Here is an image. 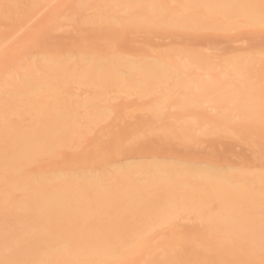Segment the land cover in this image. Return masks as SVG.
<instances>
[{
  "label": "bare ground",
  "instance_id": "obj_1",
  "mask_svg": "<svg viewBox=\"0 0 264 264\" xmlns=\"http://www.w3.org/2000/svg\"><path fill=\"white\" fill-rule=\"evenodd\" d=\"M71 2L70 44L48 47L38 34L44 51L18 35L46 22L68 29L60 9ZM261 4L0 0V23L15 22L0 33V261L264 264V32L236 23L258 20ZM216 31L229 45L217 54ZM142 32L137 46L129 35ZM236 35L247 46H230ZM151 36L174 43L161 48ZM206 138L207 165L182 163ZM144 149L181 154L182 164L117 160ZM209 204L211 219L188 211L166 222L178 206Z\"/></svg>",
  "mask_w": 264,
  "mask_h": 264
},
{
  "label": "rangeland",
  "instance_id": "obj_2",
  "mask_svg": "<svg viewBox=\"0 0 264 264\" xmlns=\"http://www.w3.org/2000/svg\"><path fill=\"white\" fill-rule=\"evenodd\" d=\"M71 4H72V6L68 3V5H67V3L64 5V7L63 8H61L60 9V11H62V12H64L65 13V15L66 16H69L70 18H68V19H66L67 21H70V22H67L66 20L62 23V24H64V25H66L65 27L66 28H68V29H64V27H62V28H58V30H56V29H54V27L52 28V26L54 25L53 23H51V27H50V22L48 23V22H46V24H44V27H43V25L41 24V26H42V28H39L37 31H34V32H32V33H30L29 35H28V32H27V34H24L23 32L21 33H18V35L19 34H22L23 36H24V38L26 37L27 39L26 40H29L30 38H35L36 37V35H38V34H40V35H42V34H44V35H42V37H43V39H44V37L45 38H48L49 37V39H45L46 41V43L49 45L48 47H51L52 45L54 46H58V47H60L61 46V44H64L65 43V41H67L69 44L72 42L71 41V37H69V35H68V31H72V35H77L78 33L76 32V34L74 33V31L72 30V25H71V23H72V21L74 20V17H75V15L76 16H78L79 14L77 13V14H74V13H72L73 12V10H74V4L71 2ZM67 6V7H66ZM73 7V8H72ZM84 11V10H83ZM86 12V13H85ZM85 12L83 13V12H81L82 14H89L90 13V10H85ZM64 13H63V15H64ZM80 13V14H81ZM122 13V12H121ZM120 13V14H121ZM69 14V15H68ZM81 14V15H82ZM71 16H73V19H71L72 17ZM40 17H37L35 20H33V22H36V21H40L41 19H39ZM75 18H77V17H75ZM1 19H2V17H1ZM0 19V20H1ZM7 20V21H6ZM5 20V18L3 17V20L2 21H4V22H1L0 23V33H6L8 30H10L12 27L11 26H14V25H12V24H15V22H13L12 20H10V18H8V19H6ZM72 20V21H71ZM6 22L8 23V22H10V24L8 23V24H6ZM13 22V23H12ZM32 22V23H33ZM66 22L68 23V24H66ZM40 23V22H39ZM61 23V22H60ZM4 24V25H3ZM71 25V27H68V26H70ZM11 28H10V27ZM40 26V25H39ZM52 30H51V29ZM55 28H56V26H55ZM66 31H64V30ZM45 30V31H44ZM54 30V31H53ZM50 31H52V32H50ZM44 32V33H43ZM46 32V33H45ZM64 32H65V34H67L66 36H64L65 34H64ZM204 32H206V31H204ZM203 32V33H204ZM209 32V31H208ZM26 33V32H25ZM210 33H212V32H210ZM214 33V32H213ZM45 34H47V35H45ZM143 32L141 33V34H138V35H134V34H131V35H129L130 37H133V39H135V44L137 45V46H140V43L142 44V42H140L141 40L143 41V38H145V36H143ZM219 33L216 31L213 35H217V40L219 41L218 42V44H217V47L213 50V52L215 53V54H217V52L219 53V52H222V50L226 47V45L227 46H229L228 44H227V41H226V38L223 36V35H221V36H223V38L222 37H220L219 35H218ZM54 35V36H53ZM61 35L62 36H64V37H66V38H64V37H61ZM38 37H39V35H38ZM38 37H36V38H38ZM61 38V39H59V38ZM143 37V38H142ZM238 37V38H237ZM33 38V41H31L32 42V44H34V45H36V47H38V46H41V49H43L44 51L47 49V45H46V43L44 44H42L41 42L39 43V45H37L38 43H36L37 42V40H35ZM40 38H41V36H40ZM57 40H56V39ZM142 38V39H141ZM220 38V39H219ZM224 38H225V40H224ZM42 39V38H41ZM171 39V38H170ZM169 39V37H162V36H160V37H155V36H151V41L152 42H154L155 44H157V45H159L161 48L164 46V48H167V46H169V44L170 43H174V42H172L171 40ZM240 39V40H239ZM50 40V41H49ZM56 40V41H55ZM234 40H235V42H233V43H231L230 44V46H232V47H234V48H240L239 46H241V47H245V46H247V43L248 42H246V40L245 39H241V36H238V35H236L235 36V38H234ZM245 40V41H244ZM138 41V42H137ZM224 41H226V42H224ZM39 42V41H38ZM51 42V43H50ZM221 42V43H220ZM50 43V44H49ZM53 43H55V44H53ZM56 43H58V44H56ZM41 44V45H40ZM66 44V43H65ZM65 44H64V46H65ZM44 45V46H43ZM45 45H46V47H45ZM167 45V46H166ZM63 46V45H62ZM61 46V47H62ZM166 46V47H165ZM200 47H204V46H202V45H199ZM238 46V47H237ZM43 47V48H42ZM45 47V48H44ZM60 47V48H61ZM224 47V48H223ZM63 48V47H62ZM22 50V49H21ZM143 112H145L144 110L142 111V112H140L139 114H138V116H146V115H144V114H146V112L145 113H143ZM134 115V114H133ZM136 115V114H135ZM130 116H132V113L130 114ZM143 118V117H142ZM127 119H128V122H130V121H132L133 120V117H129V115L127 116V117H125V120L127 121ZM107 122H109V119L107 120ZM106 122V123H107ZM103 124V123H102ZM148 135H150V137H153L151 134H148ZM147 135V136H148ZM141 138H142V140L144 139V138H146L145 136H143V137H139V138H137V140H141ZM223 140V142H225V143H229V142H231L230 143V145L234 148V150L233 151H236V152H241V153H246V155L248 154H251L250 153V151H251V149L247 146V145H245L244 143H242V142H240V141H238V142H236V141H234V140H232V139H230V138H228V139H226V138H224V139H222ZM207 141V142H206ZM235 142V143H234ZM234 143V144H233ZM238 143V144H237ZM167 145H170L171 147H173V148H175L176 150H179V148H181L180 150H182V144L180 143V142H178V141H173L171 144L169 143V144H167ZM166 145V146H167ZM212 146H211V144H210V142H209V140L206 138V139H204L203 141L201 140L199 143H197V145L196 144H193L192 145V149L195 151V153H196V156L195 157H191V155H183V161H182V163H184V162H187L188 160H189V162L191 161H193L192 163H195V164H198L197 162H199V163H201V162H203L202 163V165H207V158L204 156V151H207V152H210L211 151V148ZM219 147V149L222 147L221 145H219L218 146ZM211 148V149H210ZM248 148V149H247ZM255 149V148H254ZM254 149H252V150H254ZM146 150H148V149H146ZM152 150V152H154V149H151ZM71 151H74V149H70L69 150V152H71ZM157 151V150H156ZM197 151H200V152H197ZM243 151V152H242ZM130 152H133V154H131V153H125V154H122L121 155V157L119 156L118 158H117V160L118 161H121L122 163H125V161L126 162H137V163H139V161L140 162H144V161H148V160H145V159H150L149 161L151 162L152 160L153 161H155L156 159L159 161V162H161V163H163V161H161V159L163 160V159H168V163H170V161L172 160V161H177L178 160V158L180 157L181 158V154H179V157H178V155H176L175 153H170V152H167V151H164V153H163V151L161 152V151H158V153H150V151H146L145 152V149L143 150V151H138V152H143V153H136V151H130ZM135 152V153H134ZM161 152V153H160ZM163 153V154H162ZM199 153V154H198ZM200 153H203V155L202 154H200ZM198 155H200V156H198ZM192 156H194V155H192ZM178 157V158H177ZM153 158V159H152ZM169 158L171 159L170 161H169ZM182 158H181V160H182ZM155 159V160H154ZM185 160H187V161H185ZM174 161V163H172V164H179V162L181 163V161H177V163ZM207 161V162H206ZM190 162V163H191ZM181 163V164H182ZM206 163V164H205ZM210 163V162H209ZM208 163V164H209ZM186 264H213V263H210V262H208V261H206V260H204V262L202 261H200V262H195V263H186Z\"/></svg>",
  "mask_w": 264,
  "mask_h": 264
},
{
  "label": "snow or ice",
  "instance_id": "obj_3",
  "mask_svg": "<svg viewBox=\"0 0 264 264\" xmlns=\"http://www.w3.org/2000/svg\"><path fill=\"white\" fill-rule=\"evenodd\" d=\"M5 7H8V6H5ZM236 23H237V27L240 30L252 29V28H255V27H259L261 32H264V0H262L261 12H260V16H259L258 20H256V19H247V20L237 21ZM157 26L166 27V26H170V25L165 24V23H160ZM175 26L179 27L180 25L177 24ZM111 52H112V56L111 57H105L102 54H99V55H101V58H102L104 63H109L110 61H114L115 60V58H116V50L115 49H111ZM261 118H262V122H264V106H262V117ZM53 151H57V149H53ZM237 171H242V170H237ZM261 174H262V176H264V171H262ZM212 208H213L212 204L207 205L204 209H201V210L187 209V208L178 206V207L172 209L171 211H169L166 214V217H167L166 222H167L168 225H172L182 215H184L188 211H195V212H197L198 215H202L204 212H207L208 215H209V219H211V216L213 214L212 213ZM261 248H262V250H264V231H262V235H261ZM0 264H6V262L0 261Z\"/></svg>",
  "mask_w": 264,
  "mask_h": 264
}]
</instances>
